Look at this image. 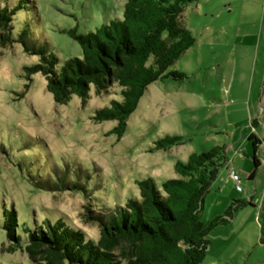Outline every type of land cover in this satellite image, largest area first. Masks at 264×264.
Instances as JSON below:
<instances>
[{"label":"rangeland","instance_id":"rangeland-1","mask_svg":"<svg viewBox=\"0 0 264 264\" xmlns=\"http://www.w3.org/2000/svg\"><path fill=\"white\" fill-rule=\"evenodd\" d=\"M20 23H28L34 39L60 63L81 57L79 45L67 34L94 31L120 18L125 0H23ZM18 0H0V8ZM194 44L168 70L185 75L148 85L126 121L122 137L107 135L116 122L94 123L96 109L120 101L112 86L96 95L90 87L84 105L72 95L63 105L53 102L43 76H31L29 88L23 68L37 62L18 43L0 46V264H29L20 251L7 253L1 229L3 208L15 212L17 230L43 220H63L96 241L95 224L84 221L87 203L114 208L138 198L137 181L176 179V161L192 153L224 146L227 163L204 196L201 220L224 214L232 201H241L233 219L213 228L200 264H264V149L252 180L249 134L264 136V0H197L181 14ZM14 22L13 37L22 24ZM180 136L181 145L151 151L164 136ZM234 169L241 191L228 176ZM68 172L84 182L82 192H49L35 188L39 178ZM55 172V173H54ZM39 177V178H38ZM40 182V181H39ZM251 196L250 202L248 198Z\"/></svg>","mask_w":264,"mask_h":264},{"label":"trees","instance_id":"trees-1","mask_svg":"<svg viewBox=\"0 0 264 264\" xmlns=\"http://www.w3.org/2000/svg\"><path fill=\"white\" fill-rule=\"evenodd\" d=\"M196 1L125 0L120 18L85 34L68 31L79 45L81 57L60 63L44 44L34 39L29 24L20 23L19 13L25 7L24 1L18 0L12 7L0 8V46L18 43L24 53L38 58L23 68L28 83L20 97L36 73L43 76L45 89L57 105L66 104L72 95L84 105L90 87L100 95L117 86L120 101L111 100L108 107L96 109L92 120L96 124L116 122L107 135H115L118 141L148 85L185 77L168 69L195 42L182 24L181 14ZM15 21L23 26L14 38ZM247 141L253 165L247 178L252 180L260 165L257 150L259 146L264 149V136L260 140L251 133ZM183 143L180 136L166 135L154 141L151 151H166ZM226 163L225 147L214 146L206 152L190 154L185 162L176 161L174 171L179 177L165 180L160 188L151 178L137 181L138 198L127 199L123 206L110 209L94 203L90 210L87 203L83 218L96 225V241L61 219H46L32 228L22 225L19 234L14 210L3 208L1 229L6 246L2 250L24 253L29 264H200L209 246V232L232 220L233 211L243 204L232 201L224 214L207 222L201 220L204 196ZM55 172L50 179L38 177L35 188L82 192L91 199L84 182L69 178L67 171ZM250 199L251 196L248 203ZM259 243L264 244L262 235Z\"/></svg>","mask_w":264,"mask_h":264},{"label":"built area","instance_id":"built-area-1","mask_svg":"<svg viewBox=\"0 0 264 264\" xmlns=\"http://www.w3.org/2000/svg\"><path fill=\"white\" fill-rule=\"evenodd\" d=\"M228 176L229 178L231 179V181L233 182L234 184V188L236 191H241V188H240V180H239V177H238V174L237 172L232 169V168H228Z\"/></svg>","mask_w":264,"mask_h":264}]
</instances>
